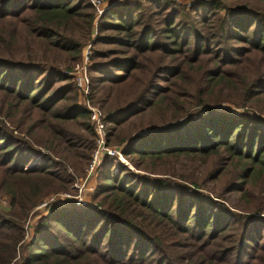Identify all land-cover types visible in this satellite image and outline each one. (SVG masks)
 Wrapping results in <instances>:
<instances>
[{"label":"trees","instance_id":"obj_1","mask_svg":"<svg viewBox=\"0 0 264 264\" xmlns=\"http://www.w3.org/2000/svg\"><path fill=\"white\" fill-rule=\"evenodd\" d=\"M189 1L139 0L96 18L88 0H0V195L10 198L0 210V264H264V0ZM89 41L107 144H124L138 171L199 162L243 205L200 194L195 179L178 185L177 172L114 171L105 158L94 206L53 208L21 244L35 204L74 181L70 156H91L89 111L60 70ZM59 82L67 85L55 89ZM115 89L128 101L117 110ZM222 104L239 113L220 112ZM147 114L160 124L126 133ZM75 123L92 138L86 154L83 137L68 130ZM36 128L45 136L33 145Z\"/></svg>","mask_w":264,"mask_h":264},{"label":"rangeland","instance_id":"obj_2","mask_svg":"<svg viewBox=\"0 0 264 264\" xmlns=\"http://www.w3.org/2000/svg\"><path fill=\"white\" fill-rule=\"evenodd\" d=\"M88 1L91 4H92V1H97V2L101 1V3L98 5L100 7V9H103V8L108 9L111 6L135 4L139 0H114V1L88 0ZM170 1H173V2L178 3L180 5H185V6L189 5L191 2L189 0H170ZM96 18H98V16ZM95 29H96V27H94V31H93V34L91 36L92 37L91 39H94V37L96 36V30ZM85 48H89L90 53L92 54L90 41L84 47V49L82 51V55H83ZM90 57H91V55H90ZM81 61H82V56H81V60L76 64L63 65L60 68L61 74L74 79V74L76 73V68L78 65H80ZM88 63H89V65H88V67H89L90 66V58H89ZM88 67H87V71H88ZM66 73H69V75H66ZM136 77H138L140 80L143 79V75H141V74L137 75ZM74 82H75V79H74L73 83ZM65 85H67V82L56 83L55 89H60L61 86L64 87ZM123 93H124V95L127 94L125 92H123ZM110 94L112 95V99H114L112 101V104L114 105L113 107L116 110L121 109L128 104V101L126 102V104L123 103L125 101V97H124V95L117 93L116 89L114 91H111ZM98 96H100V95H98ZM98 96L92 98L91 89H90V96L87 99H88L91 106L97 108L102 113V115L105 116L106 110H107V104H105L104 102H98V99H99ZM180 96H181V92H180ZM115 99H117V101ZM81 100L84 102L83 97L81 95H79V92L76 90V100L74 102L76 103L77 106L83 107ZM221 106L222 107L219 108V111L222 113H225V114H238L239 113V111H237L234 107L230 106L229 104H222ZM201 113L205 114L204 110ZM33 118L37 120L36 115H34ZM89 120H90V124H91L90 115H89ZM158 122H160L159 119H157L156 117H152L149 114H147L146 116H141L138 120L136 118H133V120L131 122L130 121L127 122V125H129V126L127 128L126 133H130L129 135H131L134 132V130H136L140 127L149 126L151 124H153V125L157 124L158 125V124H160ZM31 123H32V121L29 122L28 125H30ZM68 130L71 131L73 134H75V136H77V137H83L82 145H84V146H82V148L79 151H82L83 153L86 154L87 152H86V150H84V147L90 145L89 142L92 140L90 134L85 132L84 130H82L76 123H75V125L69 124ZM20 136L24 137L27 140V137H25L21 134H20ZM44 136L45 135H44L43 131L36 128L34 135L29 136L31 144L36 145V143L40 142L44 138ZM94 141H95V139H94ZM94 141H93L94 147L92 148L93 150L90 153L91 155L93 154V151L95 149V142ZM106 144H107V141H106ZM114 146H117V144ZM117 147H119L121 149L125 148L124 144L117 146ZM38 149L39 150L43 149V147H38ZM58 151H59L58 153L57 152H55V153L58 154L62 158V154H61L60 150H58ZM76 156H77V154H75V158H74L73 155H71L70 158L68 159L70 161V163H73V165H71L69 162L67 163L68 174L74 178V181L71 183V185L69 184L67 186L66 190L51 191L46 196L42 197L35 204V206L31 210V212L29 213L28 217L23 222V230L25 232V235H24V238H23V241L21 242V244L28 245L30 242H32L34 228L37 225L39 219H41L42 217H46L47 215L50 214V211L52 210V209L50 210V208L54 206L53 204H51L48 208L47 207H45V208L39 207L38 210H36L37 206H39L43 201H46V200L48 201L50 199H54V197H56L57 195H66L69 198L62 201V204H60L62 207L59 206V207H54V208H56V209L85 210L89 207L94 206V204H93L94 203V196L96 193V188L99 185L98 179H99V173L101 171V169H100L101 166L98 169V173H96V175H97L96 179L90 180L89 183L86 184L84 187V181H85L86 175H87V167H88V164L90 162L91 156L89 158V161H87V162H85L86 160H78ZM122 159H123L122 162H119L116 159H111V160H115L114 171H117L116 168L118 167V165L122 164L123 166H125L127 169H129L134 174H137L140 176L145 175V176H149L152 178L169 177V176H163V175L161 176V175L153 174L152 173L153 171H157L158 173L160 171H162L161 173H163V174H171V173L174 174L175 172H177L178 176H176L173 179V181L175 183H177L178 185H185L189 188H192V186L189 183L191 181H193V179H195L196 182L198 183V185L202 187L201 189L198 190L200 194L207 195L208 191L209 192L212 191L213 193L222 194L226 199H229L228 204L234 205L235 207H237V204L243 205L244 202L246 201V200L245 201L244 200L243 201L236 200V198H234V196H227L225 194V189L227 187V180H225V178H223L222 180H219L217 182H210V180L207 179V176L210 173L209 172L210 170L208 168H206L205 166L203 167L201 165V163H199V162H195L192 164H190V163L175 164L173 166L174 169L171 168L172 167L171 165H165V166L159 165V166H156L155 168L149 167V169L153 170V171L152 172H146L145 170H139V171L136 170L131 165L130 162H127V160L124 159L123 156H122ZM56 160H59V158H56ZM103 160H102V163H103ZM80 162H82L83 164H80ZM102 163H101V165H102ZM145 166L146 165H142V167H145ZM77 196H79L84 201H87L88 205L85 208H78L75 206L74 202H75ZM9 203H10V198L8 195H0V210L2 212L6 213L10 210ZM17 254L20 255V249L19 248H18Z\"/></svg>","mask_w":264,"mask_h":264},{"label":"built area","instance_id":"obj_3","mask_svg":"<svg viewBox=\"0 0 264 264\" xmlns=\"http://www.w3.org/2000/svg\"><path fill=\"white\" fill-rule=\"evenodd\" d=\"M100 3L101 1H92V4L96 9V15L98 17H100L106 10V8L100 9L98 6ZM90 55L91 53L89 48H85L82 55V61L80 65L77 66L76 73L74 74L77 91L84 99V102L82 100L81 101L83 106L89 111L92 128L95 134V149L91 155V159L87 167V175L84 181V187L89 183L90 180L96 179V173H98V169L101 166L102 160L104 158L116 159L119 162L123 161L121 148L117 146H108L106 144L105 124L103 121L104 116L97 108L91 106L87 99L90 96V78L87 71ZM66 75H69V73H66ZM68 198L69 197L66 195H57L54 197V199L43 201L39 206H37L36 210H38L39 207L48 208L51 204H53L54 206L50 208L51 210L54 207L61 206L60 204H62V201ZM74 203L78 208H85L88 205L87 201H84L79 196L76 197Z\"/></svg>","mask_w":264,"mask_h":264}]
</instances>
